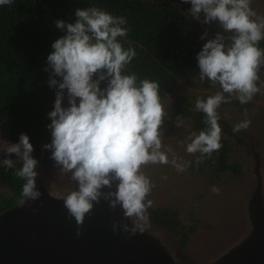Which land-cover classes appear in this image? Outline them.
Returning <instances> with one entry per match:
<instances>
[{
  "label": "clouds",
  "instance_id": "obj_1",
  "mask_svg": "<svg viewBox=\"0 0 264 264\" xmlns=\"http://www.w3.org/2000/svg\"><path fill=\"white\" fill-rule=\"evenodd\" d=\"M14 0H0V6H10ZM190 3L189 14L204 25L218 23L213 39L207 40L196 56L201 84L207 79L220 91L206 98H197L195 110L205 114L208 127L198 134L193 132L186 145L189 154L199 164L222 148V129L217 110L231 103L251 102L264 89L258 75L264 67V16L252 8V0H181ZM203 16V19H201ZM75 22L57 20L55 27L66 34L52 43L45 72L48 85L55 89L51 121L47 129L51 143L43 149L62 174H70L76 189L64 198V207L77 225L79 237L85 216H90L101 200L111 210L119 207L124 218H135L140 230L149 221L148 199L155 184L142 169L147 165H170L182 173L188 162L178 163L172 149L163 144L161 131L168 111L165 109L157 81L140 79L126 74L127 66L137 53L124 47L129 29L127 18L114 16L96 7L75 10ZM207 31L201 36L204 39ZM106 86L101 88V83ZM228 94V95H225ZM67 96V107L64 105ZM176 126L183 127L181 116ZM251 124L245 119L233 127V132L246 130ZM163 149V150H162ZM30 138L21 133L17 143H8L6 155H15L21 166L14 175L24 181L18 205L36 201L41 193L37 188L38 161L33 158ZM0 163L6 169L16 167L10 158ZM167 179V177H164ZM115 185V191L113 186ZM107 189V191H105ZM213 192L218 189L213 188ZM130 235L137 234L128 224L112 225Z\"/></svg>",
  "mask_w": 264,
  "mask_h": 264
},
{
  "label": "trees",
  "instance_id": "obj_2",
  "mask_svg": "<svg viewBox=\"0 0 264 264\" xmlns=\"http://www.w3.org/2000/svg\"><path fill=\"white\" fill-rule=\"evenodd\" d=\"M173 4H179L189 13L190 3H181V0H14L10 6H0L1 141L17 143L20 134H26L34 148L33 158L38 161L37 171L49 173L52 170L55 161L50 159L51 151L44 150L43 145L51 143L48 113L53 110L56 90L49 87V73L44 69L52 43L66 34L55 27V22L74 23L78 8L96 6L114 16L127 18V38L118 39L125 48H134L137 55L127 66L126 74L157 81L163 103L178 84L193 85L199 78L196 56L203 46H199L196 26ZM202 25L212 39L217 31H222L218 23ZM259 46L264 48V41ZM100 86L105 87L106 82ZM193 102V97L182 95L166 110L175 120L178 116L190 120L192 131L199 133L208 126L203 123L205 114L197 112ZM223 107L244 112L248 110V103L232 99ZM218 123L222 129V148L199 164L196 157L200 153L193 154L188 161V175L192 178L205 175L209 186L242 182L246 170L242 164L231 161V156L234 146H245V143L233 133L228 121L220 117ZM14 163L13 169L0 165V213L16 206L21 198L24 181L14 175L21 162ZM71 188L76 189L74 182ZM148 217L150 223L176 239L181 252L190 238L205 227L198 219L182 222L178 211L166 206H152ZM182 256L188 260L184 253Z\"/></svg>",
  "mask_w": 264,
  "mask_h": 264
},
{
  "label": "water",
  "instance_id": "obj_3",
  "mask_svg": "<svg viewBox=\"0 0 264 264\" xmlns=\"http://www.w3.org/2000/svg\"><path fill=\"white\" fill-rule=\"evenodd\" d=\"M173 5L196 26L199 46L212 39L209 34L201 39L206 32L203 25L182 6ZM258 74L264 75V67ZM63 106H68L66 95ZM233 133L248 147L251 163L249 179L235 209L238 229L202 261L186 262L165 229L148 221L141 231L134 217L124 218L119 207L111 210L103 200L85 216L77 237L76 222L64 207L66 195L54 193L38 171L40 198L0 213V264H264V160L252 138ZM7 144L0 139V161L10 158L20 162L14 154L6 155ZM114 223L128 224L137 234L122 232L119 227L114 232Z\"/></svg>",
  "mask_w": 264,
  "mask_h": 264
},
{
  "label": "rangeland",
  "instance_id": "obj_4",
  "mask_svg": "<svg viewBox=\"0 0 264 264\" xmlns=\"http://www.w3.org/2000/svg\"><path fill=\"white\" fill-rule=\"evenodd\" d=\"M251 6L259 15L264 16V0H252ZM258 75H260V80L264 82V75ZM220 90L218 84L213 87L207 79L201 84L197 78L191 86L178 84L164 102V106L167 109L175 98L182 95L193 97L195 105L198 97L206 98ZM217 112L233 127L245 119L251 121L250 126L246 130H241L240 133L253 139L259 156L264 160V89L248 103L247 111L238 112L233 108L221 105ZM175 121L169 116L165 119L161 129L164 137L162 143L172 149V152L169 153V160L175 156L181 158L178 163L188 162L193 157V154L186 152V145L191 142L188 137L193 133L191 121L183 120V127H177ZM229 140L234 144L232 138ZM231 161L238 162L245 168L246 174L242 182L209 186L206 183L205 175L192 178L188 175L187 168L182 173H178L170 165L161 164L147 165L142 169L155 184V188L148 197L153 201V206H166L176 209L182 222L188 223L191 219H198L201 225L207 226V228H200L190 238L182 252L178 248L176 239L171 234L166 233L171 244L173 246L175 244L178 248L177 253L180 256L184 253L188 257L186 260L188 263L202 261L212 251L225 243L238 229L235 209L251 171L250 156L246 144L245 146H234ZM42 175H45L46 179L43 181L54 193L67 195L72 191L73 182L70 180V176L62 174L56 164L49 173L42 171ZM213 188L218 189V192H213Z\"/></svg>",
  "mask_w": 264,
  "mask_h": 264
}]
</instances>
